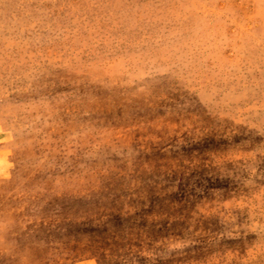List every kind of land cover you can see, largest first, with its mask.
<instances>
[{
    "label": "rangeland",
    "instance_id": "1",
    "mask_svg": "<svg viewBox=\"0 0 264 264\" xmlns=\"http://www.w3.org/2000/svg\"><path fill=\"white\" fill-rule=\"evenodd\" d=\"M0 264H264V0H0Z\"/></svg>",
    "mask_w": 264,
    "mask_h": 264
}]
</instances>
